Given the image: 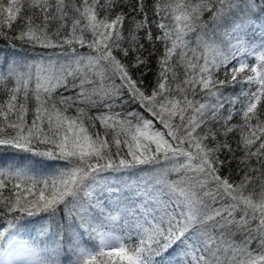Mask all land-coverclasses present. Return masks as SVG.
Here are the masks:
<instances>
[{
	"label": "snow or ice",
	"instance_id": "snow-or-ice-1",
	"mask_svg": "<svg viewBox=\"0 0 264 264\" xmlns=\"http://www.w3.org/2000/svg\"><path fill=\"white\" fill-rule=\"evenodd\" d=\"M0 40L46 53L0 63V264H264V0H0Z\"/></svg>",
	"mask_w": 264,
	"mask_h": 264
},
{
	"label": "trees",
	"instance_id": "trees-1",
	"mask_svg": "<svg viewBox=\"0 0 264 264\" xmlns=\"http://www.w3.org/2000/svg\"><path fill=\"white\" fill-rule=\"evenodd\" d=\"M193 39V43H192V46L195 47V42H194V37L192 38ZM157 47H159V45H157ZM53 50L49 49L47 50L48 53L52 52ZM56 51H59V50H56ZM83 51H86V49H84ZM15 52L17 53L19 59H23V60H27L29 61L30 57L31 56H37L39 58L40 55H43V54H46L45 53V50L37 47L35 49L33 48H30V47H22L19 43H17V47L15 49H10L8 44L5 43L4 41L0 40V57L3 58V56L5 55H9V56H12V53ZM33 58V57H31ZM250 63H253V62H250ZM152 71L145 77V86L146 87H149L154 83V77H155V72H156V67H155V56L153 57V60H152ZM136 75H139V73H136ZM237 89L239 88V85L236 86ZM63 90H58V94L59 92H62ZM231 91V89H230ZM65 95H68L70 93H64ZM0 98H3L2 96H0ZM135 107V106H134ZM88 111V114L89 115H95L96 114V110L95 109H87ZM69 114L70 115H75V109H69ZM147 115V114H146ZM31 118V114L29 115V119ZM239 117H235L234 118V121L235 120H238ZM159 127V125H157ZM97 129L100 130L101 132H103V129L100 128L99 124L97 123ZM143 168V171L139 173V175L141 176H149L152 174L153 172V169H152V166L150 165H146V166H141ZM235 175V174H234ZM177 176L175 173H171L168 177V179L170 180H174L176 179ZM109 205V204H108ZM114 205V204H112ZM111 206V205H110ZM131 206V205H129ZM125 207V204H121V208ZM123 223V221H120L118 222L116 225H121ZM119 234V233H117ZM233 239L239 243L240 242V239L241 237L239 235H236L235 237H233ZM253 247H255V245H253ZM64 254L63 252L60 253V256ZM60 259L63 261V260H66V257L62 258L60 257Z\"/></svg>",
	"mask_w": 264,
	"mask_h": 264
},
{
	"label": "rangeland",
	"instance_id": "rangeland-1",
	"mask_svg": "<svg viewBox=\"0 0 264 264\" xmlns=\"http://www.w3.org/2000/svg\"><path fill=\"white\" fill-rule=\"evenodd\" d=\"M10 57L13 58L12 56H10ZM31 57H33V58H31ZM31 57H30L29 61H31L32 59L38 58L37 56H31ZM1 62H2V58L0 57V63ZM116 199H117V197L109 196L106 200V203L109 205H112V204H114ZM119 199L125 200V202L128 203V199L123 197V196L119 197ZM141 199H142V197H137L135 195H132L130 197V201L134 202V205L136 207L139 206ZM46 219H47L46 217L44 219H41L39 217L38 218H30L29 223L26 224L25 227L21 228L19 230V233L15 236L14 241H20V242L28 243V244H31L33 240H36V244L34 247H35V250L38 253V255L36 257H28L27 255H24L20 252L21 257L23 258L21 262H23V260L26 261L27 259L43 258L45 256L43 249L52 247V241L49 239V236H40L39 239H37L40 225L44 224L46 222ZM114 227L119 228L120 225H114ZM40 241H45V243H40ZM0 245H3V242H1ZM85 246H88V245H85ZM60 257L64 258L65 256H64V254H62ZM66 264H71V261L68 258H66Z\"/></svg>",
	"mask_w": 264,
	"mask_h": 264
}]
</instances>
